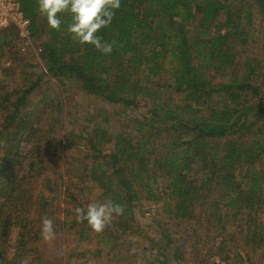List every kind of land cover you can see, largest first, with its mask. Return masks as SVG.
Segmentation results:
<instances>
[{
    "label": "trees",
    "instance_id": "16d2710c",
    "mask_svg": "<svg viewBox=\"0 0 264 264\" xmlns=\"http://www.w3.org/2000/svg\"><path fill=\"white\" fill-rule=\"evenodd\" d=\"M21 5L33 38L45 37V65L36 80L26 74L3 102L0 264H66L50 246H58L66 231L79 244L97 247L83 254L109 249L115 261L113 248L134 233L135 211L145 202H162L179 228L160 227L151 247L154 264H183L172 235L186 225H193L196 242H203L200 235L211 240L206 255L221 262H251L248 248L264 253V58L246 55L253 22L264 21V0H121L99 33L113 43L109 55L78 43L67 31L70 16L57 31L39 12L38 0ZM16 39L15 30L0 31V63ZM165 75L169 84L159 80ZM43 76L59 95L35 105L33 122L30 100L42 90ZM71 90L128 108L146 100L148 115L116 136L107 118L94 115L92 126L65 139L61 95ZM40 135L50 145L47 164ZM22 143L30 145L23 164ZM74 148L83 151L78 163L61 164L62 152ZM97 201L124 206L102 233L75 214ZM43 218L53 222L51 240L41 234Z\"/></svg>",
    "mask_w": 264,
    "mask_h": 264
},
{
    "label": "rangeland",
    "instance_id": "374dc122",
    "mask_svg": "<svg viewBox=\"0 0 264 264\" xmlns=\"http://www.w3.org/2000/svg\"><path fill=\"white\" fill-rule=\"evenodd\" d=\"M43 40H45V37H42V39L33 38L35 48H27L25 52H22L20 50L22 49L20 42L16 39L11 48L12 53H6L1 57L0 80H4V82L2 85L0 84V125L7 114L3 107L7 92H10V90L16 88L22 83L24 78L27 77L26 74L29 73L31 75H28L29 78L36 80L37 75H40L41 71H43L42 69L45 65L42 59ZM6 51L8 52L9 50L6 48ZM15 55L21 59L16 61ZM246 55L264 58V21L262 17L257 18L253 22V27L250 31V46ZM5 71L9 73H5ZM48 79L52 80L49 77L43 76L42 90L38 94L33 95L30 100L31 108L34 111L33 115L30 116L33 122L36 121L35 116L38 114L35 105H39L41 99H44L43 102L47 101V99L55 100L57 95H59V91L57 92L56 88L50 84ZM161 79L163 84H169L170 82V77L168 75L163 76L159 80ZM58 85L59 84L57 83V86ZM61 97L65 105L62 133L65 139L70 132L79 134L85 125L90 124V126H92L94 122L90 123L88 121L91 116L94 115H98L97 118L95 116V119H98L99 121H103L104 118L108 119L107 126L109 127V132L112 136H116L121 132L134 130L133 126L137 124V121L148 115L149 102L146 100H141L138 106L128 108L120 104H112L93 96L86 95L78 90L64 92ZM179 98L180 97H178V99ZM178 99H176L175 102L170 101V103L177 104L179 102ZM40 136L46 157L45 164H47V152L50 150V145L44 139V136ZM29 150L30 145L26 143L20 145L18 154V160H20V163L23 164ZM3 156L4 149L0 148V163L2 162L1 158ZM82 156L83 151L78 150V148L62 152L61 164H77L78 159L80 160ZM71 157L75 158V160L71 159ZM1 200L2 196H0V201ZM164 212L162 202H145L143 205L141 204V206L135 211L134 225L132 228L134 233L131 234L128 232L122 236L118 240L119 245L112 250L115 251V261H113L112 256L107 253L109 252V249H104L102 255H94L92 253L83 254L85 250L97 247L91 243H86L85 245L79 244L71 234L67 233V231L61 236V242H59L58 246L53 243H51L50 246L52 247L53 252L59 250V255L62 256L66 264H154V255L156 253L151 250V247H153V241L155 243L160 239V227L172 231L179 229L178 227L173 226L174 221L170 219L168 220ZM185 224L186 223H183V225ZM238 224L239 223H237V225ZM192 226L193 225H186L185 228H181L179 232L173 233L172 235L173 238H175L173 247L180 248L182 254H184V259L182 260L183 264H230L224 261L221 262L217 257L207 256L206 254L209 246H211V240H208L206 237L202 239L200 235L199 238H201L203 242H196L198 240H194L196 236L194 237L192 235ZM229 231H235V227L229 226ZM213 234L214 233H210V238H212ZM189 235H191V238ZM236 235L238 236L237 232ZM16 238L17 231L14 229L10 234L9 244L12 245ZM219 240L221 239L218 238L216 242H219ZM232 244L235 243L232 242ZM72 251H74V255H70ZM248 251H250L249 255L251 256L252 261L248 263L247 260L244 259V261H239V264H264V253L260 250H250V248H248ZM172 254V252L169 253V255ZM213 261L215 263H213Z\"/></svg>",
    "mask_w": 264,
    "mask_h": 264
},
{
    "label": "clouds",
    "instance_id": "9594fccd",
    "mask_svg": "<svg viewBox=\"0 0 264 264\" xmlns=\"http://www.w3.org/2000/svg\"><path fill=\"white\" fill-rule=\"evenodd\" d=\"M121 7V0H38V10L45 16L51 29L62 31L65 15L70 16L67 31L83 45H91L103 54L113 51V43L102 41L99 35L107 28ZM75 214L78 222H87L90 229L102 233L110 226L114 215L124 214V206L112 201L90 202L86 207H77ZM41 234L46 240L55 237L52 220L42 219ZM27 264V261L24 262Z\"/></svg>",
    "mask_w": 264,
    "mask_h": 264
},
{
    "label": "built area",
    "instance_id": "2783aa9c",
    "mask_svg": "<svg viewBox=\"0 0 264 264\" xmlns=\"http://www.w3.org/2000/svg\"><path fill=\"white\" fill-rule=\"evenodd\" d=\"M9 29L15 30L17 33L22 52H25L27 48H35L32 20L25 15L21 0H0V31Z\"/></svg>",
    "mask_w": 264,
    "mask_h": 264
}]
</instances>
